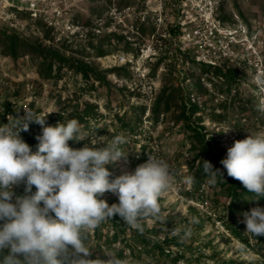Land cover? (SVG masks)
<instances>
[{"label": "rangeland", "instance_id": "obj_1", "mask_svg": "<svg viewBox=\"0 0 264 264\" xmlns=\"http://www.w3.org/2000/svg\"><path fill=\"white\" fill-rule=\"evenodd\" d=\"M225 1L227 11L235 12L233 5L235 2L245 17L251 21V30H257L258 37L264 36V0ZM52 3L59 8L67 7V14H61L56 32H50L46 37L48 31L41 28L40 25H28L15 31L41 48H51L65 58L82 61L96 70L120 68L122 70L107 74L108 85L106 86H101L93 75L85 80L79 73H74L66 66L61 69L60 79L56 81L43 79L40 75V60L37 56L28 54L18 56L13 60L3 56L0 47V126L8 124L5 119H2L7 105H10L19 117H23L25 112L45 116L56 114L64 109L63 117L66 123L71 120L69 115L76 105L80 109L85 102L91 103L97 106L101 117L91 120L88 129L82 128L88 133L87 138L81 141H69L70 147L82 142L84 146L102 148L114 137L122 136L125 143L121 145V148L127 156L115 164L107 166L112 174L110 180L124 173L134 172L138 165L147 162L149 155L155 156L164 159L169 164L173 175L172 186L159 198L162 208L160 217L168 214L183 216L188 206H194L200 213L206 212L212 220L223 216L225 218L228 213V204L217 185L209 184L208 180L202 188L203 204L186 201L182 195L189 188L190 180L188 178L194 172L191 169V173H189V170L196 166V162H194L195 152L191 150L190 141L186 138L187 134L184 132L181 121L176 122L172 119V115L168 114L155 126L147 120L148 111H146L136 133L131 134L123 130L115 118L116 115L122 116L131 105H146L149 108L156 94L165 84L177 85L181 83L183 87L188 86L189 80L185 78V72L189 70L198 75L199 71L190 67L189 60L185 56H188L189 59L194 58L198 51L196 52L190 43L180 39L178 35L170 37L164 29L158 31L159 34L156 33L154 38L148 30L144 38L139 37L133 33L134 16L110 17L106 12L109 10L107 2L52 0ZM190 7L189 5L187 9L189 13L191 12ZM233 19L235 23L243 24L236 13H233ZM69 22H78L80 25V28L72 30L73 35L64 28L65 25L70 24ZM0 28L10 30L1 21ZM96 28L99 29V33L94 31ZM110 34L112 35L110 42L116 49H110L111 51L106 55L98 57L91 49L90 44L97 46L99 40ZM113 35L123 36L125 41H127L126 38L132 39L131 46L134 49H139L138 56H133L134 59L131 60L132 53H125L122 49L123 42L117 40ZM248 44L257 46L253 39L249 38ZM257 48L256 52H258ZM103 49L106 48L103 47ZM263 49L264 47L259 48V52ZM237 51L239 52V50ZM159 52L163 54L164 60L156 70L154 78H151L149 77L150 68ZM246 53H248L250 62L254 63L252 66L232 65L240 72L238 84L232 88L231 92L235 95L234 99L217 95L213 86L208 82H204V85L213 97L209 95L198 97L200 104L208 110L215 108L217 103L226 106L224 121L212 120L208 113L202 118V125L208 133L207 137L214 138L224 149L225 154L235 140L245 139L249 134L255 135L258 132H264V112L257 110L259 102L264 99V87H261L256 79L258 75L255 74L254 65L257 59L252 56L251 52ZM127 57L131 63H125ZM131 92H137L140 95L138 97L136 95L129 96ZM218 112L220 113L221 109H218ZM31 129L37 136L40 135L36 126H31ZM228 129L230 131L224 133ZM102 196L110 206L113 203H118V197L111 192H106ZM12 202L14 203L15 199ZM256 206L264 207V204L240 202L235 213L236 225L240 228L241 237L248 240L251 247L254 244L253 235L246 232L242 214ZM143 222L150 228L157 224V219L149 217ZM212 222L205 223L200 232V239L202 242H206V234L213 232L212 245L221 259H237L243 264H264V258L261 255L251 251V247L232 238L222 229L219 222L215 221L213 224ZM175 229L177 228H173L169 232L170 235ZM87 245L92 249L93 259L103 260L106 258L108 260L109 257L106 254H114L113 251L107 250L102 246V243L94 239L90 240ZM211 252V250H206L205 254L209 255ZM125 257L129 264H161V262H153L145 257L141 260L130 257L127 252Z\"/></svg>", "mask_w": 264, "mask_h": 264}, {"label": "clouds", "instance_id": "obj_2", "mask_svg": "<svg viewBox=\"0 0 264 264\" xmlns=\"http://www.w3.org/2000/svg\"><path fill=\"white\" fill-rule=\"evenodd\" d=\"M256 79L264 87V75ZM257 110L264 112V99ZM48 115L25 112L11 125L0 126V253L8 250L0 264H129L110 253L106 261L90 259L86 233L117 215L130 229L143 233V220L159 219V198L172 186L169 164L149 155L134 172L110 180L107 166L127 156L121 148L124 138L116 136L102 148L74 149L69 141L88 137L80 122L71 119L49 126ZM32 122L42 128L34 152L20 136ZM220 163L229 177L257 197L251 200L264 198V132L235 140ZM203 168L209 184L217 183V174L222 177L208 161H203ZM21 184L24 195L16 196L14 188ZM106 192L116 195L118 203L110 206L101 199ZM242 215L247 233L264 236V207H253ZM191 223L198 221L193 218ZM191 234L187 227L181 239Z\"/></svg>", "mask_w": 264, "mask_h": 264}, {"label": "trees", "instance_id": "obj_3", "mask_svg": "<svg viewBox=\"0 0 264 264\" xmlns=\"http://www.w3.org/2000/svg\"><path fill=\"white\" fill-rule=\"evenodd\" d=\"M233 5L235 12L227 11L225 9L226 1L217 0V19L222 23L234 25L235 20L233 19V13H236V16L240 18L242 23L248 29H251V21L245 17L235 2ZM140 33L142 36L146 35L147 30L144 26L140 27ZM48 35L49 32H46V37H48ZM113 36L117 40L123 42L122 49L125 53H132L134 56H138L139 49H134L130 43L125 41L123 36ZM111 37V34L106 35L104 39L99 40L97 46L90 44L91 49L94 50L98 57H102L109 51L116 49L110 42ZM0 47L2 48V55L13 60L18 56H25L28 54L37 56L40 60V75L43 79H54L55 81L60 79L61 69L66 66L74 73H79L83 79L87 80L89 76L93 75L101 86H106L108 85L106 75L122 70V68L103 71L96 70L89 64L79 60L65 58L58 51L51 48H41L36 43H31L26 40L21 34L3 28H0ZM103 47L106 49L104 50ZM185 57L189 60L190 67L199 71L198 75H195L194 72L189 70L185 72V78L189 80L188 86L183 87L181 83L177 85L171 83L165 84L156 94L149 108H147L146 105H131L129 106V110L125 111L122 116L116 115L115 118L119 122L120 127L131 134L136 133L146 111H148L147 120L155 126L168 114H171L172 119L176 122L181 121L184 132L187 134L186 138L190 141L191 150L195 152L194 162H196V166L189 170V173H191V169L192 171L194 170L190 175V177L194 179L190 180L189 188L186 189L182 195L185 197L186 201L203 204L202 188L207 182V173L204 172L203 161H208L212 164L213 170L219 169L222 174V177L217 174V183L215 185H217L226 204H228L227 216H225V218L224 216L217 217V220H212L206 212L200 213L194 206H188L185 215L168 214L159 217V219L155 218L157 219V224L150 228L143 222L144 231L141 233L134 229H130L117 215L113 219L102 222L95 230L86 233V244L94 239L102 243V246L107 250L113 251V253L121 259L126 258L125 253L127 252L130 257H135L139 260L145 257L153 262H161V264H243L242 261L237 259L220 258L212 245V241L214 240L213 232H208L206 234V242H202L200 239V232L203 230L205 223L213 221V224L217 221L222 229L232 238L251 247L248 244V240L241 237L240 228L236 225L235 213L238 210L240 202L246 204L247 202L264 204V198H260L258 201L251 200L257 197H255L253 193H248L241 182L227 175L226 169H224L223 165L220 163L222 159L226 158L227 154H225L224 149L220 147V144L214 138L207 137L208 133L202 125V118L207 113L212 120L218 122H222L226 118L224 112L226 109L225 105L217 103L215 108L208 110L198 101V97L200 96L212 95H210L209 90L205 88L204 82L210 83L217 95H224L226 98L231 97V99H234L235 95L231 92L232 88L238 84L240 72L229 64H223L220 67H211L196 63L194 59H189L188 56ZM163 60L164 56L159 52L151 65L149 77L154 78L155 72L163 63ZM134 95L138 97L140 94L137 92L129 93V96ZM218 109H221L220 113ZM4 112L12 115L11 122L5 121L10 125L15 118L19 117L10 105L6 106ZM129 112L132 115H130L131 117L129 116ZM100 115L97 106L85 102L80 109L78 105L73 108L72 113L69 115V119H77L82 128L88 129L89 122L100 118ZM63 116L64 109H61L56 114H49L46 123L47 125L52 124L55 126L58 122H64ZM2 119H4V116H2ZM31 126H36L38 134H42L41 126L32 122L29 124V130L21 132L20 136L34 152L36 151L38 140L36 139L37 134L33 132ZM83 147L84 144L78 142L72 148L80 149ZM198 161L200 162L199 164ZM24 187L23 184L16 186L14 188L15 195H24ZM32 191H36L34 186ZM100 198L103 199V196ZM193 218H195L198 223H191ZM187 227H191L192 234L187 239H181ZM173 228L180 230L179 235H170L169 232H171ZM253 240L254 244L250 248L251 251L264 258V236L256 237L253 235ZM206 250H211V254L206 255ZM7 254L8 250L5 249L3 253H0V259H2L3 255ZM89 258L93 259V256L91 255ZM103 260L106 261L107 259L103 258Z\"/></svg>", "mask_w": 264, "mask_h": 264}, {"label": "built area", "instance_id": "obj_4", "mask_svg": "<svg viewBox=\"0 0 264 264\" xmlns=\"http://www.w3.org/2000/svg\"><path fill=\"white\" fill-rule=\"evenodd\" d=\"M86 1L107 2L109 10L106 12L110 17L134 16L133 33L139 37H145L140 33L141 26H144L153 38L156 33L159 34L158 31L163 29L170 37L178 35L180 39L190 43L196 52L198 51L197 55L192 58L196 63L211 67H220L228 63L231 66L233 64L244 67L252 66L254 63L250 62L248 53H246L251 52L252 56L257 59L254 65L255 74L264 75V49L259 52V48L264 47V36L258 37L257 30L252 31L244 24L230 25L218 20L216 17L217 0ZM189 5L191 6L190 13L187 11ZM61 14H67V7L59 8L52 3V0H0V21L14 32L28 25H40L49 33L56 32ZM79 26L76 22L65 25L64 28L73 35L72 30L80 28ZM94 31L99 33L98 28ZM248 38L253 39L257 46H249ZM126 39L131 45L133 40ZM133 56V54L130 56L131 60L134 59ZM131 60L127 57L125 63H131ZM3 116L6 121L11 122L10 113H3Z\"/></svg>", "mask_w": 264, "mask_h": 264}]
</instances>
